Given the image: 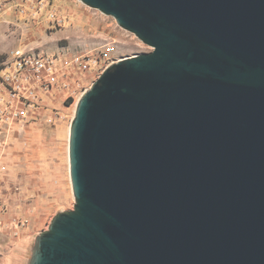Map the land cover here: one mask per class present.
<instances>
[{"label": "water", "instance_id": "1", "mask_svg": "<svg viewBox=\"0 0 264 264\" xmlns=\"http://www.w3.org/2000/svg\"><path fill=\"white\" fill-rule=\"evenodd\" d=\"M81 1L153 50L78 101L28 264H264V0Z\"/></svg>", "mask_w": 264, "mask_h": 264}, {"label": "rangeland", "instance_id": "2", "mask_svg": "<svg viewBox=\"0 0 264 264\" xmlns=\"http://www.w3.org/2000/svg\"><path fill=\"white\" fill-rule=\"evenodd\" d=\"M152 50L135 33L120 26L115 17L81 0H0V75L17 66L18 51L58 58L55 83L48 89L37 86L36 103L46 108L41 120L32 125L27 115L19 120L0 121V164H3L4 182L6 188L20 190L25 204L22 208L12 203L10 210L15 213L18 227L31 239L27 251L22 252L23 257H16L20 254L16 244L0 236V252L7 244L11 246L9 250L15 248V257L0 264H28L36 236L49 228L59 212L74 208L69 138L82 95L114 63ZM76 57H82L88 64L86 69L66 64ZM19 74L23 76L26 72ZM6 88L0 85V104L3 101L10 105L8 100L15 97ZM10 126L17 131L9 132ZM16 133L26 139L27 153L34 160L33 169L27 171L23 184L17 174L19 160L15 147L19 137ZM7 194H0L4 208H8L10 202Z\"/></svg>", "mask_w": 264, "mask_h": 264}, {"label": "built area", "instance_id": "3", "mask_svg": "<svg viewBox=\"0 0 264 264\" xmlns=\"http://www.w3.org/2000/svg\"><path fill=\"white\" fill-rule=\"evenodd\" d=\"M17 66L14 65L8 72L0 75V85L6 86L11 94L15 97L11 99V104L7 107L0 108V121L19 120L27 116V108L18 109L15 101L17 99L24 101L27 106L36 103L38 99V88L48 89L55 83V72L58 58L50 57L45 54L17 52ZM63 62V61H62ZM73 63L86 69L88 64L84 63L82 57H76L73 60H67L66 64ZM26 72L21 76L19 73ZM67 86V83L64 84ZM5 89V91H6ZM76 91L73 90V94ZM28 101V102H27Z\"/></svg>", "mask_w": 264, "mask_h": 264}, {"label": "crops", "instance_id": "4", "mask_svg": "<svg viewBox=\"0 0 264 264\" xmlns=\"http://www.w3.org/2000/svg\"><path fill=\"white\" fill-rule=\"evenodd\" d=\"M5 92L3 91V93H5ZM52 94L53 93H51L50 95H52ZM1 96H4V94H1ZM41 96L47 97V96H45V94H42ZM4 98L6 99V101L8 100L6 98V96H4ZM8 101L11 104L12 101L11 100H8ZM2 105H3V107L8 106V105L4 104L3 101L1 102L0 107H2ZM15 105H16V107H14V108H18V109L27 108V113H28L27 117H30V119H31L30 122L32 125L33 124L36 125L37 121L41 120V118L45 114L44 112L46 110V108H44V106H38L37 103H32L29 106H27L24 101H21L20 99H17V98L15 101ZM13 128L14 127L10 126L9 132L17 131V129H15V128L13 129ZM12 135H14V133H12ZM15 135H16V137H19V141L17 142V145L15 148H16V152H17L18 160H19V165H18L19 166V168H18L19 172L17 174H18L19 181L21 180V183H22V181L25 180L24 178H26L27 171L30 170L31 168L33 169L32 165L34 166V160L32 159L31 155H29L27 153L28 143H27L26 139H24L21 136H18L17 133ZM0 141H1V139H0ZM1 144H2V142H1ZM0 151H2V145H0ZM0 157H2V154H0ZM2 167H3V164H0V194H2L3 192L6 194L8 193L7 195L10 196V199H9L10 202L8 204V208H4L0 204V236H2V239H4V240H6V238H9L10 243L16 244V248L17 249L19 248L18 250H20V254H16V257H23L22 252L27 251V249L29 248V244H30L31 239H30V236L28 235L27 232L23 231L22 228L18 227V224L16 222L17 220L15 219L16 216L14 215L15 213L14 214L11 213L10 206L13 203V205H16V206L21 205L23 208V205L25 206V204L23 203L24 199H22L23 197H21V194L19 193L20 190H16V189L10 190V189L6 188V183L4 182V178H3L4 175L2 174L3 173ZM17 183L19 184L18 181H17ZM2 197H0V199ZM26 205H28V204L26 203ZM10 247L11 246H8V244H7L1 250V252H0L1 253L0 254V261L1 262H4V260L8 261L9 258L15 257L14 256L15 248H12L11 250H9Z\"/></svg>", "mask_w": 264, "mask_h": 264}]
</instances>
